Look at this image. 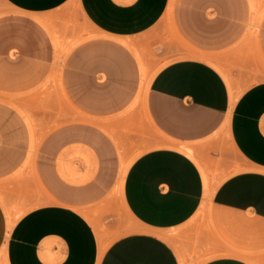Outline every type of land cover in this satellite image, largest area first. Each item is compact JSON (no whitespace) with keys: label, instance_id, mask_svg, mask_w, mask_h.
Segmentation results:
<instances>
[{"label":"crops","instance_id":"0c3cea01","mask_svg":"<svg viewBox=\"0 0 264 264\" xmlns=\"http://www.w3.org/2000/svg\"><path fill=\"white\" fill-rule=\"evenodd\" d=\"M2 1L12 14L0 49L54 62L44 29L23 21L67 5L104 38L69 56L64 79L85 114L45 142L30 178L33 207L10 229L0 202V264H264V80L233 104L228 83L229 65L243 62L231 53L252 32L264 55L262 0H174L181 56L161 67L137 108L134 38L160 23L171 0ZM116 200L127 219L113 216L107 233L95 210Z\"/></svg>","mask_w":264,"mask_h":264},{"label":"rangeland","instance_id":"374dc122","mask_svg":"<svg viewBox=\"0 0 264 264\" xmlns=\"http://www.w3.org/2000/svg\"><path fill=\"white\" fill-rule=\"evenodd\" d=\"M171 8L172 16L168 13L152 30L134 38V53L138 52L140 55L139 61L135 53L133 102L136 108L139 104L146 103L148 90L145 83L148 82V76L181 56L180 51L176 52L174 48L177 33L173 5ZM262 10L263 15L255 18L264 20V0ZM10 14L12 11L0 0V30L10 23ZM24 19V24L34 23L44 29L54 45L55 59L54 62L47 63L46 59L36 61L35 58L21 56L15 49H0V152L8 159L1 166L0 202L10 208L14 217L34 205L31 201L30 178L36 173L45 142L52 136L60 135L65 126L78 125L80 116L85 114L80 109L79 95L74 94L76 90L69 88V82L64 79V72L69 67V56L74 55L85 40L104 38L81 18L76 5H67L47 14ZM160 25L168 26V31L160 32ZM251 25L254 29L259 28L254 22ZM252 34L245 47L237 48L231 53L233 56L241 54L243 61L229 65L231 84L236 94L264 80V55L255 47V33ZM1 35L4 39L6 34L0 33ZM143 71H148L145 77ZM143 97L145 100L140 101ZM115 115L116 118H123V113ZM73 152L67 156V165L72 164L73 158L80 155L78 149ZM137 154L135 152L126 162ZM58 162L61 165L64 162L61 154ZM110 204L104 202L95 210L100 218L104 215L101 218L104 221L99 225L107 233L110 227L108 221L113 216L115 219H127V214L117 200L114 207ZM261 251L264 254V237Z\"/></svg>","mask_w":264,"mask_h":264},{"label":"bare ground","instance_id":"6f19581e","mask_svg":"<svg viewBox=\"0 0 264 264\" xmlns=\"http://www.w3.org/2000/svg\"><path fill=\"white\" fill-rule=\"evenodd\" d=\"M173 1L174 0H171V2H170V6H169V8L170 9H172L171 8V6L174 4L173 3ZM253 4V3H252ZM168 8V9H169ZM169 12V11H168ZM169 15H171L170 14V12H169ZM168 15V16H169ZM172 16V15H171ZM125 40V39H124ZM124 40L122 39V41H123V43H124ZM128 40V39H127ZM130 40H132V39H130ZM121 41V40H120ZM129 41V40H128ZM126 43H127V41H126ZM136 43V42H135ZM125 44V43H124ZM127 44H129V42L127 43ZM131 44H132V42H131ZM136 53V55H138L139 53L138 52H135ZM191 54V53H190ZM140 55H138V57H139ZM138 57H137V59H138ZM197 57H199V56H197ZM201 57H204V56H201ZM204 59H205V57H204ZM207 59V58H206ZM205 59V60H206ZM209 59V58H208ZM139 61H140V57H139ZM212 62V61H211ZM213 63V62H212ZM144 67V66H143ZM161 69V67L159 68V69H157L153 74H151V75H149L148 77V82L146 81V86H147V90L149 89V86H150V83H151V81H152V79L154 78V76L158 73V71ZM141 70H142V68H141ZM144 70H146L145 69V67H144ZM148 72V71H147ZM146 71H143L142 73H144L143 74V76L145 77L146 76V73H147ZM143 77V78H144ZM145 79V78H144ZM146 80V79H145ZM228 83L230 84V90H231V102H232V104L234 103V101H235V99H236V97H237V95H235L234 94V91H233V88H232V86H231V83L228 81ZM144 84V85H145ZM144 88V87H143ZM146 89V88H145ZM145 92H146V90H145ZM148 92V91H147ZM142 93H143V91H142ZM141 93V94H142ZM140 94V95H141ZM144 95V94H143ZM145 96V95H144ZM138 99H140V98H138ZM142 99L143 100H145L144 99V97L143 98H141V100L140 101H142ZM161 145L160 146H162V142L160 143ZM164 144V143H163ZM155 145V144H154ZM165 145V144H164ZM37 146V145H36ZM35 146V147H36ZM156 146V145H155ZM158 147V146H157ZM186 153H188L190 156H192L193 157V155L189 152V151H185ZM134 158H136L135 156L132 158V159H129V161H127L125 164H124V166H123V169H122V176L124 175V173H125V171H126V169L128 168V166L130 165V163L133 161V159ZM203 171V174H204V180L206 181V183H207V181H208V179H207V171L205 170V169H203L202 170ZM3 203V202H2ZM4 208H5V210H6V212H7V215H8V224H9V228L11 229L12 227H13V225H14V223H15V220L16 219H14V216L12 215V212H11V210H10V208L8 207V206H6L5 204H4ZM31 209V208H30ZM30 209H27L26 211H28V210H30ZM26 211H24L21 215H23ZM96 226V228H97V230H98V232H99V239H100V246H101V250L103 251L106 247H107V245H108V241H107V239L101 234V231H100V227L96 224L95 225Z\"/></svg>","mask_w":264,"mask_h":264}]
</instances>
